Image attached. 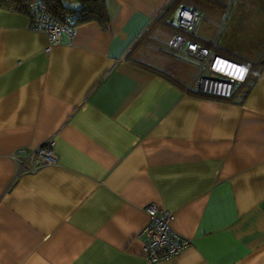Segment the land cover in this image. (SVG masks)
Masks as SVG:
<instances>
[{
    "label": "crops",
    "instance_id": "0c3cea01",
    "mask_svg": "<svg viewBox=\"0 0 264 264\" xmlns=\"http://www.w3.org/2000/svg\"><path fill=\"white\" fill-rule=\"evenodd\" d=\"M102 1L106 22L48 51L30 17L0 9V264H264V64L243 100L217 99L156 46L193 8L197 38L264 61V0ZM49 137L57 163L11 182L9 155ZM150 203L191 240L156 263L139 236Z\"/></svg>",
    "mask_w": 264,
    "mask_h": 264
},
{
    "label": "built area",
    "instance_id": "2783aa9c",
    "mask_svg": "<svg viewBox=\"0 0 264 264\" xmlns=\"http://www.w3.org/2000/svg\"><path fill=\"white\" fill-rule=\"evenodd\" d=\"M234 0H232L233 2ZM29 6L35 10L31 21L33 30L42 32L47 38L48 51L54 45L60 44L62 35L69 42L75 38L74 18L64 21L55 19L42 0H31ZM207 18L197 9L178 8L174 19L176 27L181 32L173 33L163 44H156L184 61L192 62L198 68V74L191 83V88L203 95L225 99L237 85L243 84L248 76L246 65L220 55L215 46L206 47L188 36H197L199 25ZM226 28L225 21L218 26V33ZM243 70V79L240 71ZM54 139L49 137L39 146L30 151L18 150L9 155L16 165L11 182L24 173H34L46 165H54L58 159L53 150ZM148 221L139 232L143 237V253L146 261L156 263L163 259L177 256L191 245V240L177 233L171 226L173 213L150 203L144 207Z\"/></svg>",
    "mask_w": 264,
    "mask_h": 264
},
{
    "label": "trees",
    "instance_id": "16d2710c",
    "mask_svg": "<svg viewBox=\"0 0 264 264\" xmlns=\"http://www.w3.org/2000/svg\"><path fill=\"white\" fill-rule=\"evenodd\" d=\"M30 1L31 0H0V9L27 15L28 17H30L32 21L34 18L35 10L29 6ZM42 1L45 3L48 11L52 14V16L60 21H64L69 17L74 18L75 24L86 23L90 21L104 23L108 20L106 8L102 0H42ZM205 1L216 6L220 5V3L217 2L216 0H205ZM72 2L76 3L77 7H74ZM166 26L173 27L175 32L183 33L172 22L171 23L166 22ZM188 37L194 41L200 42L206 47L215 46L218 52L217 39L212 41H207L197 38V36H193V37L188 36ZM262 64H264V61H258L254 65L245 64L249 69V73L245 82L243 84L237 85L234 88V90L230 93V96L225 98V100H230L233 94L237 91L238 92L240 91L241 100H243L247 95L249 89L251 88L253 82L256 81L257 77L259 76L260 70L262 68ZM141 66L151 71L160 73V71L155 70L147 65L141 64ZM197 94L203 95L201 93H197ZM208 97H212V96H208Z\"/></svg>",
    "mask_w": 264,
    "mask_h": 264
},
{
    "label": "rangeland",
    "instance_id": "374dc122",
    "mask_svg": "<svg viewBox=\"0 0 264 264\" xmlns=\"http://www.w3.org/2000/svg\"><path fill=\"white\" fill-rule=\"evenodd\" d=\"M177 12H178V9H174V11L172 12V17H176V15H177Z\"/></svg>",
    "mask_w": 264,
    "mask_h": 264
},
{
    "label": "snow or ice",
    "instance_id": "6c2138e0",
    "mask_svg": "<svg viewBox=\"0 0 264 264\" xmlns=\"http://www.w3.org/2000/svg\"><path fill=\"white\" fill-rule=\"evenodd\" d=\"M239 71H240V78L243 79V75H244L243 70H239Z\"/></svg>",
    "mask_w": 264,
    "mask_h": 264
},
{
    "label": "water",
    "instance_id": "95a60500",
    "mask_svg": "<svg viewBox=\"0 0 264 264\" xmlns=\"http://www.w3.org/2000/svg\"><path fill=\"white\" fill-rule=\"evenodd\" d=\"M182 8H185V7H182Z\"/></svg>",
    "mask_w": 264,
    "mask_h": 264
}]
</instances>
